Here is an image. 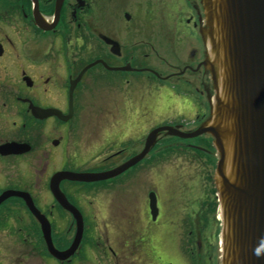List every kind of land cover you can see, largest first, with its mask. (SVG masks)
Segmentation results:
<instances>
[{"label": "flooded vegetation", "instance_id": "af4514ba", "mask_svg": "<svg viewBox=\"0 0 264 264\" xmlns=\"http://www.w3.org/2000/svg\"><path fill=\"white\" fill-rule=\"evenodd\" d=\"M205 28L202 0H0V264H221L211 138L60 179L205 121Z\"/></svg>", "mask_w": 264, "mask_h": 264}, {"label": "water", "instance_id": "95a60500", "mask_svg": "<svg viewBox=\"0 0 264 264\" xmlns=\"http://www.w3.org/2000/svg\"><path fill=\"white\" fill-rule=\"evenodd\" d=\"M202 5L205 67L215 90L208 119L191 132L158 127L140 154L113 170L60 179H112L142 160L160 133L180 139L209 135L219 157L214 183L222 220L221 264H264V0H202Z\"/></svg>", "mask_w": 264, "mask_h": 264}, {"label": "rangeland", "instance_id": "374dc122", "mask_svg": "<svg viewBox=\"0 0 264 264\" xmlns=\"http://www.w3.org/2000/svg\"><path fill=\"white\" fill-rule=\"evenodd\" d=\"M190 117H186V119L188 120ZM206 119H207V117H206ZM206 119H205V121H206ZM188 122H190V120L188 121ZM204 122V121H203ZM158 124L156 123L155 124V126H157ZM194 128V126H192V125H189V126H187L186 127V129H191V128ZM184 131H191V130H184ZM203 138H210V137H207V136H200V138L199 139H203ZM216 153V152H215ZM180 154V155H179ZM179 154H177V156H179V157H175V158H173L172 160V163H171V165L173 166L174 164H179V162L181 163V165H182V168H187V170L188 171H190L189 170V168L192 170V172L194 171V172H197V168H196V164H194V166H190V167H188L189 166V164L188 163H185V162H182V161H184V159H190V158H188L189 156H186V155H189V153H187V152H183V153H179ZM217 155V154H216ZM215 155V156H216ZM217 158H218V156H217ZM216 161H217V159H216ZM215 166H216V162H215ZM168 168H170V167H168ZM215 170V169H214ZM200 178V177H199Z\"/></svg>", "mask_w": 264, "mask_h": 264}]
</instances>
